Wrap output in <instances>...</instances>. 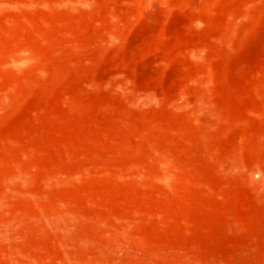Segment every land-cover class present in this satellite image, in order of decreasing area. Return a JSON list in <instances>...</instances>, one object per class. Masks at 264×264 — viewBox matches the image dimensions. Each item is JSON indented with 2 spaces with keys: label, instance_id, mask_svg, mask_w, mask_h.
Masks as SVG:
<instances>
[{
  "label": "rangeland",
  "instance_id": "374dc122",
  "mask_svg": "<svg viewBox=\"0 0 264 264\" xmlns=\"http://www.w3.org/2000/svg\"><path fill=\"white\" fill-rule=\"evenodd\" d=\"M0 264H264V0H0Z\"/></svg>",
  "mask_w": 264,
  "mask_h": 264
}]
</instances>
